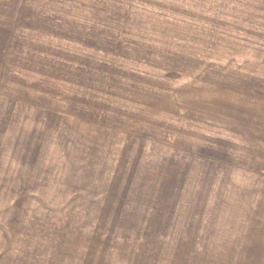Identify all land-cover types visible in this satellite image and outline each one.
Returning <instances> with one entry per match:
<instances>
[{"label":"rangeland","instance_id":"rangeland-1","mask_svg":"<svg viewBox=\"0 0 264 264\" xmlns=\"http://www.w3.org/2000/svg\"><path fill=\"white\" fill-rule=\"evenodd\" d=\"M192 1H0V264H264L214 238L264 233V208L194 152Z\"/></svg>","mask_w":264,"mask_h":264},{"label":"crops","instance_id":"crops-1","mask_svg":"<svg viewBox=\"0 0 264 264\" xmlns=\"http://www.w3.org/2000/svg\"><path fill=\"white\" fill-rule=\"evenodd\" d=\"M192 4L194 27L199 26L200 31L209 33H204V37L210 35L209 47L212 50L208 59H200V65L207 64L203 82L195 83L196 87L199 84L197 88L203 101L193 108V113L198 115L195 116L193 128L206 132L200 139L201 149L197 148L194 152L207 150L204 159L209 162L210 176L221 178V181L222 177L225 178V184H222L227 185L225 191L241 193L243 209L252 207L262 210L264 0H193ZM67 10L71 15L76 9H72L71 14L70 9ZM213 49L219 50L220 55L213 58ZM249 202L252 204L249 205ZM246 221V217L241 218V224H246ZM230 223L234 224L231 219L227 224ZM218 235L214 238L236 242L238 248L234 251L255 246L254 243L250 245L255 240L264 242V233L231 231ZM261 247L264 248V244ZM130 257L129 260L114 259L107 262L146 264L143 259L145 252L135 249Z\"/></svg>","mask_w":264,"mask_h":264}]
</instances>
